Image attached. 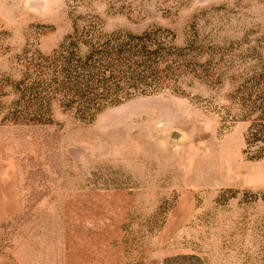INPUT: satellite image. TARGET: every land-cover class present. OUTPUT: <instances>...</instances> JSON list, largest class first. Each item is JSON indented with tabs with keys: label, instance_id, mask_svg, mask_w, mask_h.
<instances>
[{
	"label": "rangeland",
	"instance_id": "374dc122",
	"mask_svg": "<svg viewBox=\"0 0 264 264\" xmlns=\"http://www.w3.org/2000/svg\"><path fill=\"white\" fill-rule=\"evenodd\" d=\"M0 264H264V0H0Z\"/></svg>",
	"mask_w": 264,
	"mask_h": 264
}]
</instances>
